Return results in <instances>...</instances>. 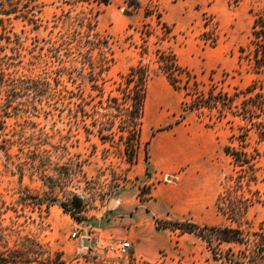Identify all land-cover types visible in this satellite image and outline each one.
<instances>
[{
	"label": "rangeland",
	"instance_id": "obj_1",
	"mask_svg": "<svg viewBox=\"0 0 264 264\" xmlns=\"http://www.w3.org/2000/svg\"><path fill=\"white\" fill-rule=\"evenodd\" d=\"M260 11L264 0H0V250L24 253V264H228L214 259L195 235L164 228V221L237 223L214 205L231 170L222 152L228 126L208 127L206 114L182 111L183 93L157 70L155 51L173 52L196 73L200 87L214 84L231 93L252 78L238 49ZM162 22L170 29L163 39ZM94 33L112 50L107 70H100V60L110 55L92 46ZM138 64L149 77L135 138L121 89ZM174 126L205 144V159L197 164L211 183L206 200L189 209L185 196L173 198L182 210L172 208L158 227L155 221L133 222L150 193L149 140ZM249 144L259 152L250 185L259 199L238 223L244 231L264 224V141L251 134ZM166 180L172 185L175 178ZM75 205L79 222L70 216ZM140 233L167 248L154 259L142 258L136 254ZM123 242L130 248L119 252ZM227 248L237 253L243 246L220 247ZM56 255L61 261H43Z\"/></svg>",
	"mask_w": 264,
	"mask_h": 264
},
{
	"label": "trees",
	"instance_id": "obj_2",
	"mask_svg": "<svg viewBox=\"0 0 264 264\" xmlns=\"http://www.w3.org/2000/svg\"><path fill=\"white\" fill-rule=\"evenodd\" d=\"M73 1H91L98 5H107L110 2V0ZM142 26L147 25L144 23ZM161 26L162 39L167 38L170 29L163 22ZM141 32L146 36L149 35L147 31ZM93 37L97 41H91L92 46L101 53H106L103 51L105 49L110 55V57L103 55L100 60V70H107L113 63L112 50L108 41L99 37L97 33H94ZM146 50L144 46L142 52L146 53ZM238 51L239 61L245 65V73L252 78L245 87L240 89L234 87L231 93L217 88L214 84L208 88L200 87L196 73L181 66L173 52L160 49L155 51L157 70L175 91L183 93L182 111H193L199 116L206 114L208 123L205 125L208 127L209 124L216 122H223L228 126L229 136L227 144L222 147V152L229 158L231 170L223 178L214 205L218 212L237 223L236 226L231 227L164 221V224H167L164 228L195 235L205 244L214 259H221L228 264H264V224L253 231H244L238 224L248 208L259 199L258 192L250 190V185L257 179L256 163L259 152L256 147L250 150L249 140L253 134L256 142L264 141V11L253 14L247 43L239 47ZM148 77L149 71L146 67L140 64L131 67L124 76L125 85L121 89L123 98L129 105L126 108V124L135 138L140 132ZM109 99L113 100V98ZM136 141L134 139L130 144L131 151L134 148L133 142ZM244 189L250 196L245 195ZM72 212L71 218L79 222L82 218L76 215L81 212L79 205H75ZM155 222L158 227L159 220L155 219ZM222 244H237L243 246V249L234 253L231 248H227L222 252L220 249ZM24 261H28L24 253L9 249L0 250V264H24ZM43 261H61V259L56 255L55 258L47 256Z\"/></svg>",
	"mask_w": 264,
	"mask_h": 264
},
{
	"label": "crops",
	"instance_id": "obj_3",
	"mask_svg": "<svg viewBox=\"0 0 264 264\" xmlns=\"http://www.w3.org/2000/svg\"><path fill=\"white\" fill-rule=\"evenodd\" d=\"M204 146V142L198 141L195 134L180 133L177 126L151 136L146 163L150 193L139 204L136 215L132 217L133 222L168 218L172 208L181 211L182 204H174L173 198L180 201L185 196V207L189 209L205 202L211 183L204 179V166L197 164L205 159ZM187 164L183 171L182 167ZM166 177L175 178L172 185L167 183ZM138 238L136 254L148 260L154 259L155 252L168 246L166 242L159 245L150 242L143 233L138 234Z\"/></svg>",
	"mask_w": 264,
	"mask_h": 264
},
{
	"label": "built area",
	"instance_id": "obj_4",
	"mask_svg": "<svg viewBox=\"0 0 264 264\" xmlns=\"http://www.w3.org/2000/svg\"><path fill=\"white\" fill-rule=\"evenodd\" d=\"M129 248H130V244L128 242H123L118 245L117 250L119 252H125Z\"/></svg>",
	"mask_w": 264,
	"mask_h": 264
},
{
	"label": "water",
	"instance_id": "obj_5",
	"mask_svg": "<svg viewBox=\"0 0 264 264\" xmlns=\"http://www.w3.org/2000/svg\"><path fill=\"white\" fill-rule=\"evenodd\" d=\"M113 201L110 202V204L112 203Z\"/></svg>",
	"mask_w": 264,
	"mask_h": 264
}]
</instances>
